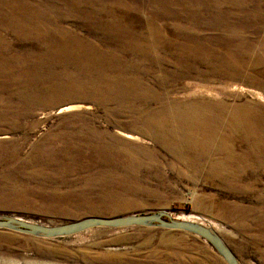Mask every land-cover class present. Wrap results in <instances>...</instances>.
<instances>
[{"label": "rangeland", "instance_id": "rangeland-1", "mask_svg": "<svg viewBox=\"0 0 264 264\" xmlns=\"http://www.w3.org/2000/svg\"><path fill=\"white\" fill-rule=\"evenodd\" d=\"M123 1L131 5L119 8L114 5L115 0H107L113 8H118L113 11L115 16L119 14H122V17L125 16L123 20L132 27L135 34L132 39L143 41L146 40L143 38L144 36L151 35L163 38L162 41L166 42L161 47H156L154 51L155 53L159 52L157 56L160 59L159 62L155 61L154 63L149 59L145 60L143 56L142 59H139L136 55L127 52L119 54L120 58L131 60L134 68L122 70V75L116 74L115 77L119 76L123 81L131 79L141 81L138 82L140 84L135 89L140 98H146L145 92L152 91V93H158L161 100L159 103L150 104L158 106L165 102L168 105L169 101L173 99L179 103L182 111L184 107L181 103L185 104L184 102L188 99L191 101L201 99L200 102L204 104L219 101L225 95L229 96V93H236L264 106L263 89L259 91L262 96L260 98L254 94L256 90L253 88H257L256 86L243 83L241 87L238 83L235 84L236 80L226 81L223 78L221 72H227L233 76L238 74V66L235 61H232L233 66H225L220 57L219 59H200L193 57V53L179 54L176 51L177 49H194L197 44L212 49L211 43L216 42L206 41L208 40L206 38L209 40L215 38L219 45L226 43V49H228V43L232 39L239 40L242 37L240 35L246 34L248 45L254 46L252 57L255 59L264 58V20L260 21L261 10L254 8L252 3L245 5L243 0H230L229 2L228 0ZM241 1L242 5L239 4ZM16 2L28 6H33V3L37 2L41 8L44 7L42 0H16ZM60 2L61 0L57 4L62 6ZM259 2L261 9H264V0H259ZM60 12L63 15L60 22L61 26L76 31L84 38L95 39L96 35H90L88 29L69 17L64 8H60ZM53 16L54 14L51 13V17ZM101 16L102 19H107L105 14H101ZM239 24L250 25L248 31L244 33ZM231 32L233 35H228ZM4 36L7 44H11L14 50L18 52H37L39 49H43L42 44L37 39L16 37L10 33H5ZM196 36H199V39ZM188 39H191V42ZM98 42L102 43L99 46L104 49L109 58L113 59V45L117 47L116 41L105 43L99 40ZM233 49L235 50L236 47L234 46ZM239 50L244 49L239 48ZM178 59L193 67H178L176 65ZM149 65L151 68L146 70L145 68ZM249 70L248 76H253L254 80L259 82L260 70L257 68H250ZM99 74L106 78L110 76V70H103ZM39 76L47 77L34 82L33 87L39 89L38 101L27 104L26 100L22 99L28 95L31 89L18 88L12 85L9 89L15 91V94L9 95L6 92H0V105H8L17 109L19 107L21 113L23 112L20 120L21 125L17 130H0V152L5 151L12 142L15 145V153L12 157L15 155V158L23 162L31 160L33 158L31 156H34L35 160L43 159L49 155L57 156L60 159L65 149L73 153L80 150L77 135H72L70 136L71 140L63 142H58L57 139L46 142L41 139L44 138L43 135L51 125L59 122L61 115L69 116L75 121L94 123L97 126H105L104 118L111 113L113 116V100L104 103L98 100L103 92H107L106 86L103 85L93 90L87 87L84 75L71 72L64 75L59 69ZM137 76L142 78L139 79ZM234 78L237 79V77ZM138 86H142V88H138ZM109 92L113 95V90L110 89ZM135 104H139L138 101ZM68 105L71 106L70 109L57 112L58 109ZM186 105L190 104L186 103ZM25 106L28 109H25ZM188 111L191 112L185 109L184 113ZM109 128L113 130V126ZM42 141L46 144H44L45 146L42 145ZM139 142L151 143L148 138L144 137ZM59 143L64 144L65 147H50V145ZM36 144H40L43 148L37 147L35 150ZM159 152L167 156L162 149ZM6 158L8 156L2 158L0 174L3 173L2 166ZM75 165H69L66 168L60 165L61 168L65 169L57 175L63 177L67 186L58 184L56 186V183H53L52 189L40 175L36 178L30 176L35 170V161L29 166H23L21 172L17 171L20 169L18 166V169L4 173L7 176L9 172H13L17 181L14 182L11 179V184L3 183L4 185H1L2 182L0 181V214L17 215L29 220L57 224L89 215L115 216L136 212H153L159 209H166L175 217L191 213L196 215L193 220L215 229L232 250L239 264H264L261 262V259H264V247L262 245H252L253 247L251 244L243 245L240 241L242 236L233 230L231 223L215 216L213 207L218 201H237L257 210L263 209L262 203L257 199H264V166H260L256 173L245 174L241 181L245 186L254 185L258 195L225 199L227 194L225 191L219 190L215 184V186H209L208 183L188 181L182 174L179 173L183 177L176 175V171L166 164H161L159 170L156 169V166L148 169L137 165L135 167L113 165L112 167L95 168L92 167V164L90 166L85 164L87 168L84 169ZM47 168L49 165H44V172H48ZM68 168L72 169L69 170ZM66 169L68 170L66 171ZM12 185L14 188H9ZM69 190H76L80 195H86L84 196L86 199L73 200L72 212L49 210L55 205L49 196L51 195L52 198L66 196L65 191ZM202 194H217L221 199H212L214 204H211L210 208L205 203L206 199H199ZM86 205L97 208L89 209ZM115 205L118 206L117 209H113ZM106 206L108 209L104 208ZM224 232L233 237L228 240ZM176 253L181 257L178 264H213L215 260L220 264H226L216 250L200 236L183 230L154 225L95 226L78 233L52 238L0 228V264H147L148 260L154 264V258H161L166 254L173 256ZM174 258L173 256L171 260Z\"/></svg>", "mask_w": 264, "mask_h": 264}, {"label": "bare ground", "instance_id": "bare-ground-1", "mask_svg": "<svg viewBox=\"0 0 264 264\" xmlns=\"http://www.w3.org/2000/svg\"><path fill=\"white\" fill-rule=\"evenodd\" d=\"M42 1L44 2L43 8L37 2H34L33 6H28L17 3L16 0H0V92H6L9 95L15 94V91L9 89L12 85L18 88L31 89L28 95L22 99L26 100L27 104L38 101L39 89L33 87L34 82L47 77L39 75L59 69L64 75L69 72L84 75L87 87L93 90L103 85L106 86L107 92H103L98 100L101 103L113 100V116L111 113L104 118L105 126H97L94 123L75 121L69 116L61 115L59 122L51 125L43 135L44 138L41 139L46 142L48 140L56 141V139L58 142H63L71 140L70 136L77 135L80 150L73 153L65 149L60 159L57 156L49 155L39 160H35L34 156H31L33 158L28 162L19 161L15 155L12 157L15 153V145L10 142L7 149L0 152V164L3 163L2 158L8 156L2 166L3 173L0 174L1 185L10 183L12 180L17 181L13 172H9L7 176L4 173L18 169V166L20 169L17 171H20L23 166H29L33 161H35V170L30 176L36 178L40 175L45 183H49L51 189L53 183H56V186L57 184L67 186L63 177L61 178L57 174L69 165L76 164L84 169L87 168L85 164L89 166L92 164V167L95 168L112 167L113 165L135 167L137 165L148 169L156 166V169L159 170L161 164H166L176 171V175L180 176V173L188 181L208 183L209 186L216 185L219 190H223L227 194L225 199L258 195L254 185L245 186L241 181L245 174L256 173L260 166H264L263 104L236 93H229V96L225 95L219 101L204 104L200 102L201 99H198L199 101L188 99L184 102L185 104L181 103L184 107L182 111L179 103L173 99L169 101L168 105L162 102L161 105L153 106L150 103H159L161 100L158 93L146 91L147 97L140 98L135 89L140 84L138 82L141 81L136 79L123 81L115 75H122V70L134 68L131 60L120 58L121 52L136 55L139 59H142L143 56V59H149L154 63L155 61L159 62L160 59L157 57L159 52L155 53L154 51L156 47L159 48L166 43L162 41L163 38L147 35L143 37L146 39L143 41L132 39L135 34L132 27L123 20L125 16L122 17V14L115 16L113 11L118 8H113L107 0H61L62 6L57 4L60 0ZM243 2L245 5L252 3L254 8L260 9V21L264 20V9H261L259 5L261 1L243 0ZM239 4L242 5V1ZM114 5L120 8L131 4L123 0H115ZM60 8H64L69 17L79 22L82 27L87 28L90 35L95 34V39L84 38L76 31L61 26L60 22L63 15ZM51 13L54 14L53 17H51ZM101 14H105L107 19H102ZM249 26L240 25V29L246 33ZM5 33H10L16 37L37 39L42 44L43 49H39L37 52L15 51L11 44H7ZM228 35L232 36L233 34L231 32ZM240 36L242 37L239 40L234 38L230 43L227 42L228 49H226V43L219 45L215 38L211 40L206 38L208 39L206 41L216 42L211 43L212 49L197 44L194 49H177L176 51L179 54L193 53V57L200 59H219L220 57L225 66H233L232 61H235L238 66V74L233 76L230 73L221 72L223 78L226 81L236 80L235 84L238 83L241 87L243 83L256 86L257 88H253L256 90L254 94L261 98L259 91L264 90V58H253L254 46L248 45L246 34ZM197 38L199 39V36ZM95 40L105 43L116 41L118 48L113 45V59L109 58V55L99 46L102 43ZM188 41L191 42V39ZM234 46L236 47L235 50L233 49ZM239 48L244 50H239ZM176 65L182 68L193 67L180 59L176 61ZM149 68H151L150 65L145 69L149 70ZM250 68L260 70L259 82L255 81L253 76H248ZM103 70H110V76L101 77L99 73ZM137 77L142 78L141 76ZM138 88H142V86H138ZM110 89L113 90V95L110 94ZM244 99L246 100L244 101ZM137 101L139 104L136 105L135 102ZM186 103L190 105H186ZM24 108L28 109L27 106ZM70 108L71 106L68 105L58 109L57 112ZM185 109L191 112L184 113ZM20 110L19 107L17 109L8 105H0V130H17L21 125L20 120L23 114ZM112 126L113 130L109 128ZM143 137L148 138L151 143L139 142ZM47 144L49 145V143ZM37 147L43 148L40 144H36L34 149L36 150ZM50 147L64 148L65 145L59 143L50 145ZM160 149L167 156L161 154ZM38 158L40 157L38 156ZM44 165H49L48 172H44ZM60 165L65 168H61ZM9 188H14V185ZM76 192V190L65 191L67 195L62 197L52 198L50 195L49 199H53L55 205L49 210L72 212L73 200L86 199L84 197L86 195H80L79 192ZM218 198L221 199L217 194L199 196L201 200L206 199L205 203L210 208L211 204H214L212 199ZM257 200L262 203L263 209L257 210L237 201H218L213 206L214 215L231 223L233 230L242 236L240 241L243 245H262L264 247V199ZM86 207L89 209L97 208L92 205H86ZM104 208L108 209L107 206ZM117 208V205L113 206V209ZM178 217L193 220L196 215L188 213ZM230 237L228 234L227 239L229 240ZM173 256L175 258L171 260ZM173 256L166 254L161 258H154V264H178L181 259L180 255L176 253ZM147 262V264H152L151 260ZM213 262V264H220L217 260ZM261 262L264 263V259H261Z\"/></svg>", "mask_w": 264, "mask_h": 264}, {"label": "water", "instance_id": "water-1", "mask_svg": "<svg viewBox=\"0 0 264 264\" xmlns=\"http://www.w3.org/2000/svg\"><path fill=\"white\" fill-rule=\"evenodd\" d=\"M131 225H154L193 233L206 240L226 264H239L232 250L211 226L199 221L172 216L166 209L115 216L89 215L57 224L29 220L17 215L0 214V228L46 238L66 236L95 226L126 227Z\"/></svg>", "mask_w": 264, "mask_h": 264}]
</instances>
